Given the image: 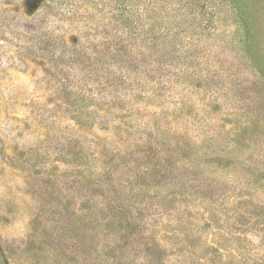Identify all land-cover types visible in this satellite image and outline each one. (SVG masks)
Segmentation results:
<instances>
[{
	"label": "rangeland",
	"instance_id": "1",
	"mask_svg": "<svg viewBox=\"0 0 264 264\" xmlns=\"http://www.w3.org/2000/svg\"><path fill=\"white\" fill-rule=\"evenodd\" d=\"M0 264H264V0H0Z\"/></svg>",
	"mask_w": 264,
	"mask_h": 264
},
{
	"label": "trees",
	"instance_id": "2",
	"mask_svg": "<svg viewBox=\"0 0 264 264\" xmlns=\"http://www.w3.org/2000/svg\"><path fill=\"white\" fill-rule=\"evenodd\" d=\"M121 14H125V11L121 12Z\"/></svg>",
	"mask_w": 264,
	"mask_h": 264
}]
</instances>
